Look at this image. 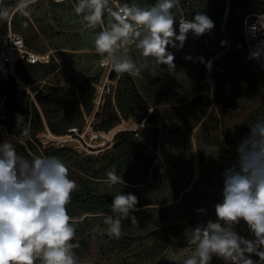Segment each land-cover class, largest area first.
Masks as SVG:
<instances>
[{
	"label": "rangeland",
	"instance_id": "rangeland-1",
	"mask_svg": "<svg viewBox=\"0 0 264 264\" xmlns=\"http://www.w3.org/2000/svg\"><path fill=\"white\" fill-rule=\"evenodd\" d=\"M135 1L144 6L148 0ZM257 1L264 10V0ZM17 3L0 0V6L10 9H15ZM211 3L180 0L179 6L172 9L176 20L192 19L200 12L215 25L210 33L199 37L190 32L179 50L168 47L175 57V70L169 72L166 65L158 66L153 58L142 57L133 46L130 56L141 67L140 75L115 71L118 77H131L145 96L147 112L154 115L145 128L134 117L122 116L113 128L105 127L106 121L114 118L113 113L118 115L113 99L118 78L109 79L112 69L101 64L103 57L95 50V34L101 29L83 30L82 18L75 13L71 0L61 4L35 0L29 8L30 16L16 12L7 21H0V31L11 29L22 35L33 50L53 55L51 67H22L20 73L15 72L18 82L13 78L8 81L16 88L20 83L22 88L18 89L29 94L32 101L34 89L57 95L85 80L95 82L93 111L85 116L80 128H72L61 137L52 136L46 128L36 135L41 149L52 155L62 151L56 157L65 163L69 178L77 183L71 195L97 197L91 206L82 201L67 205L78 222L85 218L76 225L74 241L83 242L73 249L78 264H183L194 247L188 243L192 231L206 227L209 220L217 222L214 206L223 201V173L236 163L237 147L259 119L264 96L253 97L252 88H247L246 81L235 72V59L230 71L220 62L232 47L231 30L236 28L242 38L244 20L252 14L253 6L247 8V14L238 10L231 15L230 0H226L222 15L213 19L216 13L212 8L218 6ZM175 27L178 34V24ZM210 60L211 71L207 72L204 63ZM252 74L260 75L255 67ZM215 77L223 87L227 85L217 97ZM206 80L212 83V92ZM110 90V104L105 108ZM165 111L169 115L164 119ZM120 131L135 133L115 140L114 135ZM11 139L1 127L0 143ZM110 170L122 176L125 183L111 187L105 184ZM190 189L193 193L185 202L175 205ZM119 193L138 198V211L133 213L138 224L124 220L121 235L115 238L107 234L103 214H111L114 195ZM177 223L186 225L180 236L173 237L169 229L163 230ZM233 231L247 240L255 239L243 220L234 225ZM250 258L260 264L255 254ZM211 264L225 262L214 256Z\"/></svg>",
	"mask_w": 264,
	"mask_h": 264
},
{
	"label": "clouds",
	"instance_id": "clouds-1",
	"mask_svg": "<svg viewBox=\"0 0 264 264\" xmlns=\"http://www.w3.org/2000/svg\"><path fill=\"white\" fill-rule=\"evenodd\" d=\"M34 2L18 0L15 9L0 6V21H7L16 12L30 16ZM178 6L179 0H156L147 6L119 0H77L74 11L82 18L83 30L101 29L94 39L95 50L103 57L101 64L117 73L138 76L141 67L130 56L133 46L142 57L153 58L171 72L175 57L168 47L179 50L190 32L199 37L215 27L210 17L197 12L191 20L178 21L177 34L172 9ZM252 30H264V16ZM262 55L264 43L257 45L250 58L258 60ZM22 121L17 115L18 125ZM223 177V201L214 206L217 222L209 220L206 227L192 231L188 243L194 247L183 264H211L214 256L225 264H257L251 254L264 264V118L250 127V134L237 147L236 163L225 169ZM104 183L111 187L125 182L110 170ZM76 188L77 183L69 178L67 166L58 157L33 156L29 160L17 154L10 140L0 143V264H78L73 249L79 244L71 242L78 221L67 211ZM137 204L134 194L114 195L111 214H103L110 237H120L124 220L138 224L133 215ZM241 220L254 240L233 231Z\"/></svg>",
	"mask_w": 264,
	"mask_h": 264
},
{
	"label": "trees",
	"instance_id": "trees-1",
	"mask_svg": "<svg viewBox=\"0 0 264 264\" xmlns=\"http://www.w3.org/2000/svg\"><path fill=\"white\" fill-rule=\"evenodd\" d=\"M71 1L74 4L77 3V0ZM119 2L130 4L136 1L119 0ZM155 2L156 0H148L144 6L152 5ZM212 3L213 5L218 6L217 8H214V6L212 8L213 13H216L213 17V19H215L222 15L226 0H212ZM238 5H240V8L237 7ZM250 6H253L252 9H250L252 14L264 12L263 9H260V4L257 0H230L231 15H235V12H238V10L244 11V13L247 14V8ZM179 19H177V24ZM229 38L233 40L232 47H230L228 53L220 59V62H222V65H225L226 70L229 71L234 67L232 65L235 64V72L237 73L240 80L243 82L246 81L247 88H252L251 92L253 97L258 95L263 97L264 77L261 74H252L253 67L255 66L252 63L244 41L238 34L236 28L231 30ZM25 43L28 46L26 41ZM234 59L235 61L233 62L232 60ZM51 64L52 61L47 66L33 67L23 63H17L15 66V72L17 71L20 73L22 71V67L29 69L49 68L51 67ZM204 66H206L205 63ZM11 78L16 80L14 77L8 76L7 79L0 84V132L2 127L6 135L12 137L11 142L15 146L17 154L21 157H24L25 159L31 160L33 156H61L62 151L60 150H57L55 154L52 155L49 153V150L41 149V143L36 138V135L46 128L48 133L52 134V136L61 137L72 128H80L84 123L85 116H89L93 111L94 100L96 98V89L94 85L95 82L92 80H85L81 82L75 89L62 91L57 95L48 91L45 92L34 89L32 92L35 94V101H32L29 94H27L25 91H20L18 88H16L14 83L8 82ZM109 79H117V85L114 89L113 99L116 104L118 115L113 113L114 118L110 117V122L108 119L106 121L105 127L107 129L113 128L120 120L118 116H122L123 119L134 117L138 123L142 122L145 128L146 125H148L150 118L154 116L153 114L147 112V108L145 107V96L137 89L133 80L127 74H125L123 77H118L117 73L112 70V74L109 75ZM214 83L216 87L215 97H217L219 93H223L225 89H227V85L223 87L222 82L216 77L214 78ZM230 92L231 89L229 93L226 94V97H228ZM111 94L112 92L110 90L109 95L107 96L108 101L106 99L107 102L106 105H104L105 108L110 104ZM17 115L23 117V121L19 125L17 123ZM165 115H169V111L164 112V119ZM261 118H264V107L262 109V113L259 116V119ZM25 131L26 134H24ZM134 133L135 131H120L114 135V139L118 140L124 135H133ZM116 150L119 151V146H117ZM201 162L202 159H200V164ZM191 191L192 190L190 189L184 192L175 205H181L184 203L187 196L193 193ZM96 200L97 197L94 196L78 197L76 195H71L68 206H74L80 201H82L86 206H91L92 204H95ZM67 211L71 217H76V213H74L73 210L67 208ZM84 220L85 218L78 222L80 224L77 223L76 225H81ZM165 229H169L173 237H178L181 235V232L186 229V225L180 223L169 224L163 227V230ZM71 242L73 244H83L82 241L73 240Z\"/></svg>",
	"mask_w": 264,
	"mask_h": 264
},
{
	"label": "built area",
	"instance_id": "built-area-1",
	"mask_svg": "<svg viewBox=\"0 0 264 264\" xmlns=\"http://www.w3.org/2000/svg\"><path fill=\"white\" fill-rule=\"evenodd\" d=\"M56 4H61L65 0H53ZM264 16V12H258L247 16L242 27V39L246 46L247 52L255 51L258 44L264 43V30L253 31L252 26L257 24L258 18ZM53 55L51 52L38 53L29 48L22 35L8 29L0 31V84L12 76L16 79L15 66L17 63H23L29 66H47L51 63ZM251 59V58H250ZM258 72L264 77V55L258 60L251 59ZM206 63V71L210 72L211 68ZM16 82H18L16 80ZM212 91V83L206 80ZM18 88L22 85L18 83ZM212 97V93L211 96ZM75 130V129H73Z\"/></svg>",
	"mask_w": 264,
	"mask_h": 264
},
{
	"label": "bare ground",
	"instance_id": "bare-ground-1",
	"mask_svg": "<svg viewBox=\"0 0 264 264\" xmlns=\"http://www.w3.org/2000/svg\"><path fill=\"white\" fill-rule=\"evenodd\" d=\"M211 66H212V62H210L209 64H208V67H210L211 68ZM113 132V131H112ZM50 136V135H49ZM53 138V137H52Z\"/></svg>",
	"mask_w": 264,
	"mask_h": 264
}]
</instances>
